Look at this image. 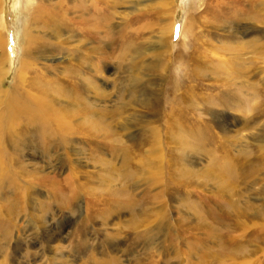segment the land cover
<instances>
[{
	"label": "rangeland",
	"instance_id": "obj_1",
	"mask_svg": "<svg viewBox=\"0 0 264 264\" xmlns=\"http://www.w3.org/2000/svg\"><path fill=\"white\" fill-rule=\"evenodd\" d=\"M0 264H264V0H0Z\"/></svg>",
	"mask_w": 264,
	"mask_h": 264
},
{
	"label": "bare ground",
	"instance_id": "obj_2",
	"mask_svg": "<svg viewBox=\"0 0 264 264\" xmlns=\"http://www.w3.org/2000/svg\"><path fill=\"white\" fill-rule=\"evenodd\" d=\"M95 3L98 1V0H93ZM172 1V0H171ZM90 3V2H89ZM88 3V4H89ZM93 6V5H92ZM95 6V5H94ZM99 6V5H98ZM98 6H97V8H98ZM100 7V6H99ZM87 9V8H86ZM95 9V8H94ZM99 9V8H98ZM95 11H97V13L99 12L100 13V9L99 10H96L95 9ZM92 12H94L93 10H92ZM103 13V12H102ZM51 20V19H50ZM53 20V19H52ZM99 24V23H98ZM97 26V25H96ZM162 33V32H161ZM159 42V41H158ZM39 106V107H38ZM23 109V108H22ZM30 109L32 110V115L29 113V116H35V117H37L39 120H40V122H41V124L42 123H45V124H43V127L45 126V125H51L52 127L51 128H53L51 131H53V130H55V123L57 124V122L59 123V124H63V123H61L60 122V118H59V120H57L58 118L54 115V114H50L52 111H51V107L47 104V103H42L41 104V102L34 108V107H30ZM34 118V117H33ZM56 118V119H55ZM59 124H57V125H59ZM61 126V125H60ZM59 126V127H60ZM62 127V126H61ZM49 128H50V126H49ZM58 129V128H57ZM62 129V128H61ZM53 133V132H52Z\"/></svg>",
	"mask_w": 264,
	"mask_h": 264
}]
</instances>
